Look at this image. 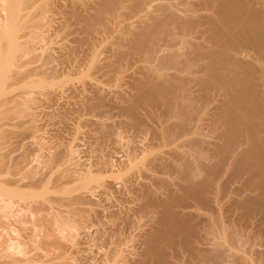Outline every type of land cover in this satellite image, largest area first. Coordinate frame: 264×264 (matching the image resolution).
Returning <instances> with one entry per match:
<instances>
[{
	"label": "bare ground",
	"instance_id": "bare-ground-1",
	"mask_svg": "<svg viewBox=\"0 0 264 264\" xmlns=\"http://www.w3.org/2000/svg\"><path fill=\"white\" fill-rule=\"evenodd\" d=\"M46 1L42 3L41 0H0V21L2 23L0 25V117L4 118L3 122L1 118L0 121L5 126L7 125L5 121H9L10 117L14 116L11 119L13 120L15 116L20 117L24 113L28 117L33 116L31 113V109L33 110L32 103L36 100L31 99L32 95L31 98L26 96L29 100L21 101L24 103L20 105H25L23 107L25 109L22 108L23 110H21L18 105L20 94L34 93L38 94L36 95L38 97L41 96L42 90L45 88L44 85H47V81L43 78L36 79V75L32 74L34 71L31 70L30 73L29 70L26 71L27 67L24 68L25 64L23 63L24 53L30 51L31 45L33 49L36 40L39 42V39L45 34L43 32V27L46 26L44 22L49 9H51L49 8L50 1ZM83 1L80 2V8L79 5L77 6L79 0L78 3L72 0L74 2L72 4L70 1L71 5L68 4L69 0L68 2L65 0L67 3L65 16L75 18L77 23H82L81 28L88 37L99 32L102 33L101 23L112 22L113 12L118 7L128 9L129 15L126 16H132L134 21L125 28L124 47L123 44L120 45L124 49L127 46L128 49L124 50L118 44V48H113V50L119 55L116 57L119 59L120 67H123L125 65L123 63L131 58L145 65L140 69L143 72H139L143 74L142 77L139 75L141 78L136 81L137 83H134L137 90L134 91L135 95L130 96L131 101H129L132 104L130 103L128 108L124 109L127 110V113L124 112L138 118L139 109L142 111L141 106L146 103H149L150 106L147 105L148 107L153 109L152 105H154V108H159L158 112L162 111L159 115L157 114V121L160 123L162 120L160 124L162 127L158 125L156 130L159 128L157 130L159 133H154L157 136L155 147H157L158 155L153 159H148L151 155H146V158H143L146 153L140 156L143 158H141V163L144 166V172L139 171L142 173L139 178L135 177L137 178L135 181L129 180L131 184H125L130 187V194L131 196L134 194L135 200L131 206L127 207L125 213L127 216L124 217L123 214L124 219L120 216L122 222L126 225L129 224V226L134 224L133 218L135 217L136 225L132 226L139 228L135 230L136 232L139 230L136 237L140 244L138 246L143 250L141 251L139 248L141 252L139 251L137 254L136 250L135 255H133L131 248H129L130 251L125 250V254H123L124 249H119V240L122 236L120 233L123 231V224L120 225L121 223L118 222L117 214L119 212L115 211L116 214L112 213L113 211H107L106 213H109L110 216L108 215L106 218L110 220V223L108 221L106 223L108 227L105 229L104 226L103 231L99 229L101 233L98 232L100 238L101 235L105 239L106 236L108 237L109 241H106L109 242L111 246L109 250L111 251L110 253L105 252L104 259L100 262L102 264H264V0ZM59 2L56 3L57 5L54 3V5L61 9L62 5L60 6ZM35 8L39 9H36V11L38 10V12L35 11L36 14L32 13ZM88 8L89 11L92 10V13H87ZM136 23L137 27L134 26ZM25 37L30 38V40L23 41L22 39ZM95 39L93 40L95 41ZM104 47L106 48L105 45ZM99 53L101 55L100 51ZM97 56L98 53L96 52L91 61L95 67H97ZM128 61L130 62V60ZM152 63H157V67L151 69L148 65ZM163 68L168 70V73L162 74L163 72H161V75L158 70ZM31 74L35 77L34 79L30 78ZM97 85L88 83V86L94 89L99 88ZM16 86L21 87L19 90L23 92L17 95L18 99L15 96L19 103L11 95V98L9 97V94L15 92ZM12 100L17 103H15L16 108L13 106L15 110L8 108L9 104H12ZM30 104L31 108H29ZM161 108L162 110H160ZM25 115L23 116L25 117ZM153 115H156L155 112ZM1 122L0 125H3ZM154 122L156 120H153L152 123L154 124ZM5 126H0V142H5V140L10 142L18 134L17 130H20L18 128L15 129L17 132L13 131L16 127L14 125H12L11 128H14L11 130L6 129L8 126L3 129ZM1 143L5 145L3 142ZM174 144L175 147L172 148ZM65 147L66 150L63 149ZM65 147L62 148L63 150L61 149L62 155L65 153V155L69 154L70 157L71 154L76 158V150H73L71 145ZM183 148L185 150L178 154L177 151ZM2 150L0 148V152ZM167 156H170V159ZM132 157L129 156L128 158L135 161L134 156ZM12 158L10 152L5 151V153L0 154V202L3 204L1 205L2 208L0 207V211H2L0 213L2 216L11 213L15 205L20 204L21 201V203L25 202L24 204L27 203L28 206L31 205L32 207L33 202L42 200L44 204L51 201L54 206L59 208L52 207V209L57 208L63 213L54 216V213L51 214L53 212L51 207L48 209L46 205L43 208L35 209L37 212L46 215L45 217L38 213L41 217L44 216L42 219H46L45 222L41 221L42 227L45 223L50 226V228L48 226L49 232L45 230L48 228L44 227V231L48 232L47 235H51L50 232L52 233V231L55 234L57 231L66 236L70 233L72 225L78 227L89 222H87V218L85 221L82 211L80 212L77 208L70 206L72 201L69 198L49 197L48 195L52 192L50 191L51 187L47 186L48 183L45 185L41 184V181L35 182L34 178L33 185H29L33 190H23L27 187L19 185L22 179H19L20 182L16 180L15 176L18 174L15 173L19 172L18 169L20 170L24 163L19 159L17 162L14 161L17 156L14 160ZM162 159L167 160V163H161ZM139 160L137 162H140ZM48 162L49 160L47 164ZM180 165L183 167L180 168ZM172 171H176L175 174L177 175L179 174L178 180L171 178L172 173H169ZM6 173L7 175L11 173L12 176L15 174V176L8 179L7 176H5L6 178L3 177ZM85 180L81 186L82 189H91L94 184L99 182L98 177L95 178L90 175ZM81 188L78 187L79 190ZM51 190L54 191L53 188ZM68 192L69 190L63 193L67 194ZM126 192L128 193V190ZM69 193H72L71 189ZM133 199L134 197H132ZM27 204L26 207L28 208ZM34 204L33 206H35ZM31 207L28 209L32 210L33 207ZM17 208L19 209V207ZM35 210L34 212H36ZM3 213L5 214L3 215ZM11 214L14 212L12 211ZM29 214L39 217L37 213L32 211ZM64 214L68 215L64 216ZM23 216H21L23 221L19 219L20 216L18 217L22 224L28 218H26L27 215L25 216L26 219ZM18 219L15 220L18 221ZM39 225L36 226L39 228ZM42 227L39 230L41 233ZM68 228L69 231H67ZM34 231L36 232V230ZM119 235L120 237H118ZM131 239L133 240V238ZM134 247L135 244L133 249ZM135 248L138 249L137 246ZM132 251L134 253V250ZM22 252L20 255L23 257L18 255L19 257L10 258L8 262L5 261V264L45 263V261L42 263L41 256L35 257L34 255L32 257L31 255L30 257L26 254V258ZM126 253H129V258L126 256L127 258L124 259L121 254L125 256ZM50 262L52 263L51 260L46 263L51 264ZM64 262L56 261L52 264H66Z\"/></svg>",
	"mask_w": 264,
	"mask_h": 264
},
{
	"label": "rangeland",
	"instance_id": "rangeland-1",
	"mask_svg": "<svg viewBox=\"0 0 264 264\" xmlns=\"http://www.w3.org/2000/svg\"><path fill=\"white\" fill-rule=\"evenodd\" d=\"M44 1H46V0H44ZM44 1L41 0L42 3ZM48 1H50L49 2V5H50L49 8H51V9H49L50 11L46 16V19H45L46 21L44 22L46 24V26L43 27L44 29L42 28L43 32L45 34L42 36V38L40 36L41 39H39V40L41 42L40 41L38 42L36 40V45L33 46L34 47L33 49H32V45H31V48H30L31 52L28 50V53H27V51H26L24 53L25 55L23 58V63L25 64V67H24V64H23V67L24 68L27 67L25 69L26 71L29 70V73H30V71L32 70V71H34V72H32V74L36 75V79L43 78L44 80L47 81V85L46 86L44 85L45 88L42 90V93H41V96L43 93H44V95L42 97L40 95H39L40 97L39 96L36 97V95H38V94H34V93H32V94L28 93L29 95H27V94L23 95V94H20V93H23V92H21V90H19L21 87H17V86H16L17 88H15V92H13V93L11 92L12 94H9V97L11 98V96H12V98H14V99H15V96L17 97V95H19V94L22 96V98L20 95L18 96L20 103L18 102L19 100L17 101L18 97H17V99H15L17 101V103H19L18 105L21 107V110L25 109V108H23V107H25V105L21 106L20 104L24 103L21 101H25L24 99L28 98L26 96H30L29 98H31V95H32L31 99L32 100L35 99L36 101L32 103L33 110L31 109V111H32L31 113L33 116L28 117L24 113V114H21L20 117L15 116V118L13 120H11V119L14 116L10 117L11 121L10 120L5 121V123L7 124L6 126L4 123H2L3 122L2 120L4 118L2 119L0 117L1 121H2V122L0 121L1 124H3L5 126V127H3V129H5L7 126L8 127L6 129L9 128V130L13 129L16 126L13 129V131L15 129H18V128L20 129V130H17L18 132L15 130L18 134H16V136H14L15 138L13 137V139L11 141H10V139H11L10 138L9 139L10 142H8V140L7 141L5 140V142L1 141L6 146L2 145V143L0 142L1 143L0 146L2 145L0 148L3 149L2 152H0V154L5 153V151L10 152V156L13 157L12 158L13 160L17 156L16 160H14V161L17 162L18 159L21 162L23 161L22 163H24V164L21 163L23 165L22 167L20 165V162L18 161V164L21 167L20 170L18 169L19 172L17 173L16 172L17 170H14L16 172L15 174H18V176L17 175L15 176V174L13 175L17 178L16 180H18V181H19V179H22L23 183L19 181L20 182L19 185L27 187L26 189L22 188L23 190H26V191H28V190L32 191L33 190V189H31L32 187H29V185H33L34 178H35V182L41 181V184H45V185L48 183L47 186L48 187L50 186L51 189L53 188V190H54V186H55L56 189L54 191H52L50 189V191L52 193L50 192L51 194H49L48 196L49 197L53 196L54 198H56V196L61 197V198H65V197L69 198L72 201L71 202L72 205L70 204V206H72L75 209L77 208L80 212L82 211L81 213L83 214V217H85V221L87 218V222L88 221L89 222L88 223L85 222L86 225H83V226L79 225L78 227L75 225H72L73 230L71 228V230L69 231V228H68L67 231H69L70 233L67 234V232H65L67 234L66 236H63L64 233L59 234V232H57L56 229H55V231H56L55 234L52 231V233L50 232V234L52 236L47 235V233L49 232L50 226L45 223L44 227L48 228V226H49V228L45 229L44 227H42L43 226L42 222L46 221V219L44 220L42 218L44 216L46 217V215L42 212H37L35 209H38V208L40 209V207L43 208L44 205H46L48 209L50 207L52 209V207H57V206L56 205L54 206L53 203H51V201H50V203L44 204V202L42 200H38L39 203L36 201L33 202V204L35 203L34 205L36 207L33 206V204L31 203L33 208L31 207V205L28 206V204L26 203L28 208H30V207L32 208V210H31V209H28L26 207V204H24L25 202L21 203L22 202L21 201L20 204H18L16 202L18 205H15V207L13 206L14 208L12 207L13 209L11 210V213L13 211L14 214L3 213V215L4 214L6 215V217H5V215L2 216V214L0 213L1 214L0 215V264H3V263L5 264V261L8 262L10 260V258L13 259L14 257H19L18 255H20L22 251L24 252V253L22 252V254L30 255V257H31V255H32V257L34 255H35V257L41 256L42 257L41 258L42 263L45 261V263H43V264H47L46 262L49 263L50 260L52 261V263H55L56 261H61V262L65 261L64 263L67 264L68 262L70 263V261L72 260L71 263L73 262V264H86V262H87V264H100V263L102 264V262H100V261H102V259H104L105 252L110 253V251H111V250H109V249H111V246L109 245V242H107V241H109L108 237L106 236V239H105V237L103 235H101V238H100V234H99L100 230L103 231L104 226H105L104 227L105 229H106V227H108L106 223L108 221L110 223V220L108 218H106L109 215V213L108 214L106 213L107 211L108 212L113 211L112 213H116V212L118 213L119 212L118 214L116 213L118 215L117 217L119 219L118 222L121 223L120 225H122V224L125 225V226L122 225L123 231H121V233H120V235H122L120 240H122V241L119 240V246H120L119 249L120 248L124 249L123 254H125V250L130 251L129 248H131V252L133 255H135L136 250H137V254H138V252L141 249V247H139L140 244L138 243L139 240H137L138 238L136 237V235H138L137 232L139 230H137V232L135 230L139 229V228H138V226H137V228H136V226L135 227L132 226V225H136L135 224L136 221L134 220L135 217L134 218L132 217L134 224L130 223L131 224L130 226H129V224H127L128 225L127 226L124 222H122L123 221L122 219H124L123 216L124 217L127 216L125 214L127 211V207L129 205L131 206L132 203H134L133 201L135 200L134 194H132V196L130 194L131 193L129 191L130 187L125 185V184H128V183L131 184L132 181H135L144 172V170H143L144 166L142 165L141 160L146 155H148V156L151 155L150 157H152V158L147 156L148 159H153L154 157H157L156 155H158V150H157V147H155L157 136H155L154 133H159V131H157V130H159V128H157V130H156V127L161 124L162 120L160 121V123H158L159 121H157V117L160 114V112H162V111L158 112L159 111L158 107H155L156 108L155 109L154 105H152L153 106V109H152V107H148V106H150L149 103H146L144 105L142 104V106H145V107H142L140 105L142 108L141 109L142 111H140V109H139V113L137 115L138 118H136L135 116H133L130 113L125 114V112L127 113V110H124V109L128 108V106L131 103L130 98L133 96V94L135 95L134 91L137 90L135 88L136 84L134 85V83L139 78L142 77L141 75H143V74L142 73L140 74L139 72L142 71L140 69L145 64L140 63V61L138 62V60H133L132 58L131 59L126 58L127 62L123 63L126 66L123 65V67H120V65L118 63L119 59H118V57H116L117 53H114L115 50H113V48L117 49L118 44H119V47H121L122 44L124 47L125 36H126L125 35L126 34L125 28L127 27L128 24H130V22L134 21V19H132V16H130V17L126 16V15H129V11L126 7L125 8L118 7L113 12L114 18H112V20H113L112 22H110V23L107 22L105 24L101 23L102 28L100 27V29H102V33L104 30L103 35L101 32H99L98 34L96 33V35L93 34L94 36L91 35V37H88L83 32V30L81 28L83 25L82 23H79V22L77 23V20H75V18L74 19L72 17L69 18V16H67V15H66L67 16V18H66V16H65V13H66L65 7L66 6L65 5L67 3L65 2V0H56V2H54V0H47L46 2H48ZM70 1H71V4L76 2V1L78 3V0H76V1L73 0L74 2H72V0H69V2H68V0H67L68 4H70ZM57 2L60 3V6L62 5L61 7L63 9L62 8L60 9L59 6H58L59 8L55 6V5H57L56 4ZM80 2H82V0L81 1L79 0V4H77V3L76 4H77V6L79 5V7L81 8ZM83 2H86V1L84 0ZM50 3L53 5L55 3L54 7H53V5L51 6ZM38 8H35L32 11V13L36 14V12H38V10H39ZM36 9H38V10L36 11ZM89 12L92 13V10L89 11V8H88L87 13H89ZM83 13H84V11H83ZM84 14H86V12ZM150 14H153V13H150ZM130 15H132V14H130ZM1 24L2 23L0 21V25ZM134 26L137 27V23ZM92 36H93V38H92ZM28 37H25L22 40L23 41H27V40L29 41L30 38H28ZM82 38H83V40H81ZM94 38H96L95 41L93 40ZM97 39H98V42H97ZM116 40H119V41H116ZM87 43H89V44H87ZM104 45L106 46V48L104 47ZM109 46L110 47L112 46L111 51L109 50L110 49ZM103 47L106 50H104ZM123 47H121V48L124 49ZM125 47H126V49H124V50H127L128 47L127 46H125ZM74 50H75V52H74ZM103 50H104V52L105 51H107V52H105V54H104V52H102ZM99 51L101 52V55H100ZM96 52L98 53V56H99V57L97 56V60H96L97 61L96 66L97 67L93 66V64L91 62L92 56H94V54ZM30 53H32V54H30ZM37 54H40V55L37 56ZM50 55H52V56L50 57ZM117 56H119V55H117ZM115 59H116V61H115ZM46 60H48V61H46ZM128 60H130V62ZM108 62H109V64H107ZM129 63L130 64L132 63V64L130 65ZM91 64H92V66H91ZM106 64L108 65V67L106 66ZM110 64L111 65L113 64V65L111 66ZM148 66H150L151 69L152 68L154 69V67L155 68L157 67V63H152ZM93 67H94V69H93ZM30 68H32V69H30ZM89 68H90V70H89ZM121 70H123V71L121 72ZM94 71H96V72H94ZM158 71H159L158 73H160V74H161V72H163L162 74H164V72L168 73V70H165V68L160 69ZM32 74H31L30 78L34 79L35 77L32 76ZM40 74H41V76H40ZM133 75H135V76H133ZM135 78H136V80H135ZM31 79H29V80H31ZM88 83H95L96 85L98 84L99 86L97 85V87H99V88L94 89L92 87H89ZM16 89H17V91H16ZM82 90H83V92H82ZM99 91H101V92H99ZM34 95L36 98L33 97ZM125 96L128 97L127 100H126ZM98 98H99V100H98ZM133 98L136 99V97H133ZM27 100H29V99H27ZM32 100H31V102H32ZM132 101H133V99H132ZM11 102H12V104L11 103L9 104L11 107L8 106V108H13L12 110H15L13 106H15V108H16L17 103L13 102V100ZM29 108H31V104H30ZM16 110H18V109H16ZM152 110H154V111H152ZM160 110H162V108ZM154 112L156 115L157 114L158 115L154 116L153 115ZM129 114H130V116H128ZM23 115H25V117ZM151 115H153V116H151ZM32 117L34 120L32 119ZM153 117L154 118L156 117V118L154 119ZM152 119L156 120V122H154V124L152 123L153 122ZM3 125H0V126H3ZM12 125H14L13 128H11ZM25 126H26V128L24 129ZM160 126L162 127V125H160ZM166 126L163 125V127H166ZM66 145L67 146L71 145L73 150L74 149L76 150V153L74 152L76 154V158H75V156L73 157L71 154H70V157H69V154L65 155V153H63V155H62L61 149L63 147H65ZM17 146H18V149H17ZM24 146H25V148H24ZM57 147H58V150H57ZM174 147H175V144H174V146H172V148H174ZM11 149H14V150L11 151ZM46 149H47V151H46ZM63 149L66 150L67 148L65 147ZM145 150L146 151L148 150L149 152L148 151L143 152ZM184 150H185L184 148L181 150H178L177 153L180 154ZM18 151H20V152H18ZM12 152H13V154H12ZM51 152H53V153H51ZM60 152H61L62 156L60 155ZM141 152H142V154H141ZM144 153H146V154L144 155ZM174 153H176V152H174ZM141 155H144L143 158L140 157ZM24 156L26 159L24 158ZM129 156L130 157L134 156L135 161L133 159L128 158ZM62 158H64V159H62ZM136 158H138V159L136 160ZM167 158L170 159V156H167ZM48 160H49V162H48L49 165L47 164ZM131 160H132V162H131ZM138 160L140 162H137ZM45 161H46V163H45ZM133 161H134V163H133ZM160 162L161 163L165 162V164H166L167 160L162 159ZM28 163H29V165H28ZM45 164H47V165H45ZM181 165H182V163H181ZM181 165H180V168L183 167ZM24 166H25V168H24ZM27 166H28V168H27ZM34 168L35 169L37 168V170H34ZM141 170H142V173L139 172ZM32 171H34V172H32ZM135 171H137V172L135 173ZM160 172L162 173L161 170H160ZM161 173H159V175H161ZM171 173H172V175H170L171 178L174 180L175 179L178 180L179 174L178 175L175 174L176 171H174V172L172 171L169 174H171ZM32 175H33V177H31ZM89 175L92 177H95V178L98 177L99 182L94 184L91 189H82L81 186L86 181L85 178ZM5 176H7L8 179H11L13 177L11 175V173H10V175L9 174L7 175V173H6L3 177H5ZM59 176H61V177H59ZM21 177H23L24 179ZM135 177H137V178H135ZM13 180H15V179H13ZM129 180H131V182H129ZM32 181H33V183H32ZM50 181H51V183H50ZM19 185H17V186H19ZM56 185H57V187H56ZM21 186H19V187H21ZM78 187L81 188L80 189L81 191L78 189ZM126 188L128 190V193L126 192L127 191ZM70 189H71L72 193H69ZM62 190H63V192H67V190H69V192L66 194V193H63ZM55 191H58V192H55ZM122 193H123V195H122ZM132 197H134L133 200H132ZM0 200H1V198H0ZM129 202H130V204H128ZM1 205H3V204L0 202V207H1ZM121 205H123V206H121ZM16 206L19 207V209ZM22 208H24V209H22ZM57 208L56 209L53 208L51 210L53 212L50 211L51 214L54 213L53 214L54 216L57 214H59V215L63 214V213H61L60 210H57ZM33 209L36 212H34ZM27 210H30V211L26 212ZM31 211L35 214L37 213V215H38V213H40L41 215L43 214L44 216L43 217H41V215H38L39 217L32 216V214H29V213H31ZM57 211H58V213H57ZM0 212H2V211H0ZM96 213H97V215H96ZM8 214L9 215L11 214V215L9 216ZM18 214L20 216L19 219H21L22 221H23V218L21 216H23L25 214L23 216L24 219H26L28 217L27 220L24 221L26 223L23 222V224L25 226L22 224V221L18 219V217H19ZM105 214H106V216H105ZM13 215H14V218H13ZM65 215L67 216L68 214H64V216ZM25 216H26V218H25ZM86 216H89V217H86ZM120 216L122 217V219L120 218ZM7 217H8V219H7ZM15 217H17V218H15ZM29 217H30V219L33 217V219L30 220ZM69 218H70V216H69ZM90 218H92V219H90ZM15 219L16 220L18 219V221H16ZM77 219H79L78 216H77ZM136 219H137V217H136ZM19 221L21 224L18 223ZM40 223L42 225H39ZM36 225H39V228ZM90 225H91V227H90ZM41 227H42V229H41L42 233L39 231ZM88 227H90V228H88ZM119 227L121 228V226H119ZM37 229H38V232H37ZM44 229L47 230L48 232L44 231ZM34 230H36V232ZM123 232H125V233H123ZM46 235H47V238H46ZM120 235L118 237H120ZM89 236H91V237H89ZM102 236L104 237L103 240H102ZM63 237H64V239H63ZM131 238H133V240ZM116 239L118 240L119 238H116ZM122 242H124L125 244ZM130 243H132V244H130ZM134 244H135V247L137 246V248L138 249L140 248V249L138 250L135 247L133 249ZM138 244H139V246H138ZM20 250H21V252H20ZM132 250H134V253ZM142 250L143 249H141V251ZM31 252H33V253H31ZM123 254H121V255L124 257V259H126L129 256L128 255L129 253L128 254L126 253L127 255H125V256ZM27 255H26V258H27ZM20 256L23 257V255H20ZM56 258H57V260H56ZM52 259H54L55 262ZM88 259H89V261H88ZM39 264H41V263H39Z\"/></svg>",
	"mask_w": 264,
	"mask_h": 264
}]
</instances>
